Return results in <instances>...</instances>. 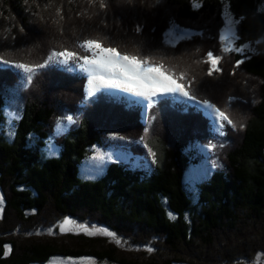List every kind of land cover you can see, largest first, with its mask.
Segmentation results:
<instances>
[{"label":"trees","instance_id":"1","mask_svg":"<svg viewBox=\"0 0 264 264\" xmlns=\"http://www.w3.org/2000/svg\"><path fill=\"white\" fill-rule=\"evenodd\" d=\"M24 1L0 0V264H45L53 255L116 264H246L264 258V0H162L143 14L145 38L132 32L127 41L109 25L104 0L87 5L89 17L84 10L74 15L57 0H29L37 1L34 8L51 2L55 14L44 33L26 39L17 22L34 8ZM225 4L247 50L224 53L217 32H202L213 27L209 22L219 23ZM202 22L209 25L195 27ZM176 29L196 31L176 38ZM76 39H103L121 53L163 65L173 83L224 112L232 125L222 122L223 135L213 133L201 111L176 96L159 99L142 122L140 105L123 95L85 96L86 76L69 63L37 67L54 51L75 52L70 43ZM214 55L220 58L212 64ZM18 64L33 71L20 73ZM10 102L18 103V116L8 136L2 125ZM206 145L211 156H222L214 157L207 177L188 181L186 171L205 159L197 146ZM95 146L147 161L133 165L116 152L100 174L89 177L82 166ZM64 217L76 224L93 221L127 242L87 236L75 225H68L71 232H34ZM24 230L27 236H18ZM148 242L151 252L140 248ZM129 245L137 250L121 249Z\"/></svg>","mask_w":264,"mask_h":264},{"label":"rangeland","instance_id":"2","mask_svg":"<svg viewBox=\"0 0 264 264\" xmlns=\"http://www.w3.org/2000/svg\"><path fill=\"white\" fill-rule=\"evenodd\" d=\"M57 1L60 4L64 3L66 5V7L68 6L69 9H72V11L74 12V15L78 14V11L84 10V15L88 16V17H89V9L86 10V7H88L87 5L98 4L97 0H57ZM141 1L142 0H104V3H106L107 7H108L107 8V11L109 13L108 16L109 15L111 16V18H109V19H108V16H106V18L109 21V25L112 24V27L115 26V27H117V29L120 32H124V33L119 32V34H121V35H119V38L121 36L122 37L121 40H123V41H127L128 37H131L132 32H135V34H137L140 38H145V34H144L145 26L143 27V25L148 24V19L143 14H145V12H147L146 9H149L151 4H154V3L158 4L159 3L160 5H163V2H164L162 0H159V2L156 0H153V2L151 1V3H147L150 0H144V1H146V3H147L146 4L145 2H143V1L141 2ZM59 3H56V4H59ZM144 3L146 4L145 6H144ZM21 4L33 6L34 4L37 5V1L35 3H33V2H30L29 0H27ZM26 7H28V6H26ZM32 8H34V7H32ZM54 14H55V5L52 4L51 2L48 3V5L46 7H43V6H38L37 8L35 7L34 13H32L31 15L25 16L27 19L26 20L23 19V21H22L23 23L20 22V20H18L17 24H18L19 28H21L23 30V33H24L21 35H24L25 37L27 35V37L31 38V37H33V35H37L38 33H44L46 31L45 28L48 27V21L47 20H49L51 17H53ZM148 14H150V11L146 15H148ZM70 15H72V14L70 13ZM222 15H223V17L221 18V16H220V20H219V23L217 25L215 23L209 22L211 24V26H213L212 28H207L206 26L208 23L203 24V22L199 23L195 27H199V25H201V26L204 25L206 27V29H203L202 32L205 31L206 37H208L210 35V32H212V34H215V32H217L216 38H217V40L220 41V44L219 43L218 44L220 45L221 50L224 53L229 54L231 52L232 53L233 52H235V53L239 52L243 49L247 50L249 48L248 41L246 40V38L243 37L242 34H239V31H237V26H239L237 23V19L234 18L232 12L228 8V5H226V4L223 6ZM79 16H81V15H79ZM184 23H182V24H184ZM140 25H142V27ZM137 28H138V30L135 31V29H137ZM176 30L177 31L174 30V33H173V36L176 38L177 37H180V38L187 37V36H189L188 34H190V33L193 34V32L196 31L195 29H190L187 31L182 30V29H176ZM116 34H118V33H115V37H118ZM27 37H26V39H27ZM130 39H129V41H130ZM96 40H98L104 47H113V46H109V45L105 44L103 39H101V40L96 39ZM150 42H152L151 38H150ZM70 46L71 47L74 46L76 48L75 53H77L79 56L89 55L86 48L83 47V40L76 39L70 43ZM219 53L221 56L222 53L221 52H219ZM211 56H212V53H211ZM216 57H219V56L214 55V58H216ZM47 61H48V64L51 66V65H54L52 63H57L56 62L57 58L53 57V59L51 60L52 62L50 60H47ZM68 63L70 66H72L73 68H75L77 70L76 72H78L80 74H84V72H82V70L80 69V67L77 63H75L71 60ZM59 64H61V63H59ZM220 70H222V69H220ZM20 73H23L25 75L28 74V73H25L21 69H20ZM86 76H87V74H86ZM239 76H241V75L239 74ZM216 84L218 85V83H216ZM84 86H85V93H86L85 95H91L94 92L90 88V86L88 85L87 81H86V84L84 83ZM101 89H104V88H101ZM103 91L112 92V93H118L119 92V93L124 94L125 96H127L131 99L136 100L139 103H142V105L147 104V100L145 98L138 97V96L131 94V93H128L126 91L124 93V91L121 89H105ZM218 91L221 93L223 92L220 89ZM164 94H171V93H163V94L157 93V95L152 98L153 102L157 97L162 96ZM177 95H179V94L177 93ZM133 96H135L137 98H134ZM219 99L221 100V96H219ZM188 103L195 104L196 107L199 108V110H201L204 113V115L210 119L211 130L213 131V133L214 132H220V128L217 127L213 123L212 118L209 116V112L211 111L210 109L205 108L202 103H199V105H197L193 101H188ZM17 108H18V103L16 105V103H12V102H10V104L5 106V108H4L5 121H4V124L2 125V128L5 129V132L8 133V136L10 135V133L13 130V128H12L13 124H11V121L18 116ZM134 135H136V133ZM223 146L219 147L218 149L222 148ZM197 147H198V149H200V151L203 152V154L205 155V159L200 161V163L198 165L191 166L186 171L187 180L192 181V182L198 181L200 179L207 177L209 175L210 171L212 170L213 166H214L213 165L214 161H217L214 157L217 156V158H218L219 156H222L217 151H216V153H214L211 156L209 154V152H206L207 150L210 149V146H208V145L203 146V147L202 146H197ZM90 152L91 153L88 156V160L82 166V174L89 176V177H94V176H97L98 174H100L104 170V168L106 167V163L109 161V159L111 157L110 155H112L116 152H118L117 157H119L120 159L125 158V160H127V161L133 160L134 162L131 161L133 165H137L142 159H145L144 157L142 158V157H139L137 155H133L131 153L124 152V151H119V150H115V149H111V148H108L106 150V149L101 148L100 146H95V147L91 148ZM129 157H132L133 159H129ZM4 204L5 203H4L3 195L0 192V219L4 217L3 216L4 215V211H3ZM9 216H11V215L9 214ZM62 222H63V220L62 221L60 220L59 222H57V224H55V227H54V225L46 226L45 228L39 227L37 229V231H34V232H36V233H39V232L41 233L43 231L49 232L50 228L52 230L51 233L60 232L59 225ZM77 222H79L78 224L82 223L80 221H77ZM94 223L95 222L91 221V223L88 222L85 225H88L89 229L93 233H96L97 235H105L103 232L99 231V229L101 227H104V226L99 225V224H94ZM109 231H111V230H109ZM17 232H19V231H17ZM17 234H19L18 236L25 237V236H27V231L24 230L23 233H22V231H20ZM105 236H107V235H105ZM108 237L115 240L116 243L121 244V246H123L122 244H124V242L125 243L127 242V241H124V239L122 240V239L118 238L116 235L108 236ZM149 243L150 242H148V244H144V246H143V244H141L140 248H142V247L153 248L152 246H150L151 243L150 244ZM121 249H124L126 251L127 250L128 251H130V250L135 251V250H137V245L135 247L133 245H129V247L125 246ZM45 264H116V263L100 262V261H97V259H94L93 257H89L88 255L79 256V257H70V256H62V255H55L54 256L53 255L49 258L48 261H46ZM246 264H264V258H261V259L259 258L254 262H247Z\"/></svg>","mask_w":264,"mask_h":264},{"label":"snow or ice","instance_id":"3","mask_svg":"<svg viewBox=\"0 0 264 264\" xmlns=\"http://www.w3.org/2000/svg\"><path fill=\"white\" fill-rule=\"evenodd\" d=\"M100 7L104 8L105 5L101 3ZM83 47L86 48L89 55L79 56L77 53L68 50L54 51L51 53L49 60L52 57H56L57 63L66 65L70 60L77 63L82 72L87 74V83L94 92L99 91L101 88L121 89L138 97L145 98L149 107L152 106V98L157 93H178L180 96L189 101H193L197 105L200 103L181 84L173 83L172 79H170L171 73H168L167 69L163 68V65L152 63L147 57L141 59L135 55L121 53L115 47H104L95 39L84 40ZM209 57L211 58V53H209ZM218 59L219 57L212 59L211 63L215 64ZM241 62L238 60L236 62L237 66ZM46 66H50L48 61H45L44 64L38 65L37 67L43 68ZM15 67L23 70L25 73H31L33 71L32 67L25 64H18ZM208 75H212L211 69ZM28 79L31 81L32 77L29 75ZM203 106L211 110L209 116L212 118L213 123L220 129H223L224 126L222 122L232 125L229 117L207 100L203 101ZM67 119L71 121L72 117L69 116ZM241 127L243 126L241 125ZM220 135H223V131L220 132ZM148 156H153L151 150L148 151ZM153 163H155L154 158ZM68 225H75L79 231L87 236L93 235L88 225L83 223L76 224L74 218L70 219L68 217H64L63 222L59 225L60 232L73 231ZM51 231L50 228L49 232L51 233ZM99 231L107 236L115 235L113 231H109L106 227H101ZM5 250L7 251V246ZM147 250L149 252L153 251L151 247Z\"/></svg>","mask_w":264,"mask_h":264},{"label":"bare ground","instance_id":"4","mask_svg":"<svg viewBox=\"0 0 264 264\" xmlns=\"http://www.w3.org/2000/svg\"><path fill=\"white\" fill-rule=\"evenodd\" d=\"M33 45V44H32ZM67 66H68V64H67ZM228 91V90H227ZM232 99V98H231ZM71 101V100H70ZM52 215V214H51Z\"/></svg>","mask_w":264,"mask_h":264}]
</instances>
